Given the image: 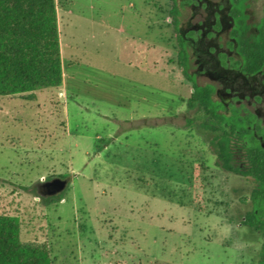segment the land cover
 Instances as JSON below:
<instances>
[{
	"label": "rangeland",
	"instance_id": "1",
	"mask_svg": "<svg viewBox=\"0 0 264 264\" xmlns=\"http://www.w3.org/2000/svg\"><path fill=\"white\" fill-rule=\"evenodd\" d=\"M56 3L63 84L0 95V214L54 264H264V234L243 223L253 180L218 164L210 117L188 105L172 0ZM249 12L259 23L264 0ZM197 80L227 97L220 78ZM243 105L264 117V96ZM59 176L67 187L47 194Z\"/></svg>",
	"mask_w": 264,
	"mask_h": 264
},
{
	"label": "trees",
	"instance_id": "2",
	"mask_svg": "<svg viewBox=\"0 0 264 264\" xmlns=\"http://www.w3.org/2000/svg\"><path fill=\"white\" fill-rule=\"evenodd\" d=\"M231 5L236 45L230 46H235L242 69L255 74L264 69V14L259 23H251L245 13L249 0H232ZM183 6L172 0L170 16L178 34L179 63L193 83L188 105L210 117L203 125L217 132L211 142L218 164L253 180L243 223L264 234V121L243 104L217 98L213 84L198 81L190 72V42L180 30ZM62 84L56 0H0V95L22 94L26 100H36L37 89ZM239 152L242 161L237 160ZM21 233L18 215L0 214V264H54L47 243L23 241Z\"/></svg>",
	"mask_w": 264,
	"mask_h": 264
},
{
	"label": "flooded vegetation",
	"instance_id": "3",
	"mask_svg": "<svg viewBox=\"0 0 264 264\" xmlns=\"http://www.w3.org/2000/svg\"><path fill=\"white\" fill-rule=\"evenodd\" d=\"M184 3L181 15L186 8L192 10V19L188 22L190 27L184 29L180 25V30L190 42V53H195V46L204 44V49L197 53L202 59V66L195 71L194 76L197 79L200 76H208L220 78L223 83V88L226 89L227 97L225 99H238V105L243 104L247 98L255 95L256 98L264 96V80L261 82L251 83L247 78H255L261 76L264 78V69L253 74L245 72L242 66L238 63L240 56L236 51L235 46L231 47L230 43L236 45V40L232 37V30L235 25V17L232 11V0H180ZM247 21L251 18L249 7L245 8ZM257 30V28H252ZM178 35V34H177ZM219 89V88H215ZM241 89H250L252 94L246 95ZM260 89V91H254ZM260 101H256V104ZM250 109V108H249ZM255 113L258 114L264 121V117L255 107ZM61 177V176H59ZM63 178V177H61ZM47 189L46 186L43 185Z\"/></svg>",
	"mask_w": 264,
	"mask_h": 264
},
{
	"label": "water",
	"instance_id": "4",
	"mask_svg": "<svg viewBox=\"0 0 264 264\" xmlns=\"http://www.w3.org/2000/svg\"><path fill=\"white\" fill-rule=\"evenodd\" d=\"M69 183V180L66 178L56 177L52 180L46 181L43 183L47 187V194H57L63 191Z\"/></svg>",
	"mask_w": 264,
	"mask_h": 264
},
{
	"label": "crops",
	"instance_id": "5",
	"mask_svg": "<svg viewBox=\"0 0 264 264\" xmlns=\"http://www.w3.org/2000/svg\"><path fill=\"white\" fill-rule=\"evenodd\" d=\"M58 24H59V22H58Z\"/></svg>",
	"mask_w": 264,
	"mask_h": 264
}]
</instances>
